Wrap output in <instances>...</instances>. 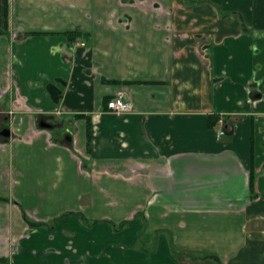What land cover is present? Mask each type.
Wrapping results in <instances>:
<instances>
[{
  "label": "crops",
  "instance_id": "0c3cea01",
  "mask_svg": "<svg viewBox=\"0 0 264 264\" xmlns=\"http://www.w3.org/2000/svg\"><path fill=\"white\" fill-rule=\"evenodd\" d=\"M4 130L0 264H264V0H0Z\"/></svg>",
  "mask_w": 264,
  "mask_h": 264
},
{
  "label": "built area",
  "instance_id": "2783aa9c",
  "mask_svg": "<svg viewBox=\"0 0 264 264\" xmlns=\"http://www.w3.org/2000/svg\"><path fill=\"white\" fill-rule=\"evenodd\" d=\"M108 110L115 115H124L127 113H130L133 110V105L131 102L127 99H125L123 96H118L111 100L107 105ZM225 119L226 117L221 115L218 119V138H223L226 135L225 130Z\"/></svg>",
  "mask_w": 264,
  "mask_h": 264
},
{
  "label": "rangeland",
  "instance_id": "374dc122",
  "mask_svg": "<svg viewBox=\"0 0 264 264\" xmlns=\"http://www.w3.org/2000/svg\"><path fill=\"white\" fill-rule=\"evenodd\" d=\"M136 247L138 248V250H136V251H139V252L147 255V257L150 258V259L153 258V254H154V252L157 249L156 246L144 245L142 242H140L139 246H136ZM172 248L175 249V250L172 251ZM172 248L170 250L172 256H173V254L174 255H178V254L181 255L180 251L177 248H175V246L172 245Z\"/></svg>",
  "mask_w": 264,
  "mask_h": 264
},
{
  "label": "trees",
  "instance_id": "16d2710c",
  "mask_svg": "<svg viewBox=\"0 0 264 264\" xmlns=\"http://www.w3.org/2000/svg\"><path fill=\"white\" fill-rule=\"evenodd\" d=\"M65 35H67V36L77 35V36H76L77 38L81 36V34H76L75 32H67ZM76 37H75V38H76ZM107 105H108V104H107ZM213 119L217 120V122H214L213 124H217V123H218V116H217V117L212 116V117H211V121H212ZM225 130H226V133H227V132H228V127H227V122H226V121H225ZM88 134H89V136H88V137H89L88 143H89V145H90V143H91V124H89Z\"/></svg>",
  "mask_w": 264,
  "mask_h": 264
},
{
  "label": "water",
  "instance_id": "95a60500",
  "mask_svg": "<svg viewBox=\"0 0 264 264\" xmlns=\"http://www.w3.org/2000/svg\"><path fill=\"white\" fill-rule=\"evenodd\" d=\"M49 126L42 124V128H48ZM11 135L9 130H4L2 132H0V137H4V138H9Z\"/></svg>",
  "mask_w": 264,
  "mask_h": 264
}]
</instances>
